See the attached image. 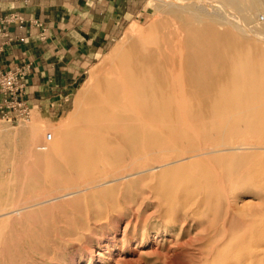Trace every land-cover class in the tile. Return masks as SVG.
<instances>
[{
    "label": "bare ground",
    "instance_id": "bare-ground-1",
    "mask_svg": "<svg viewBox=\"0 0 264 264\" xmlns=\"http://www.w3.org/2000/svg\"><path fill=\"white\" fill-rule=\"evenodd\" d=\"M242 2L171 0L167 9L195 14L193 20L215 33L221 25H229L236 31L233 34L264 36V29L249 27L248 6ZM160 37L154 23L127 32L101 64L100 74L93 76V83L78 97L67 132L48 153L36 155L33 146L40 131L35 134L30 128L28 154L43 166V180L54 173L58 176L55 184H67L60 195L66 199H56L57 205L75 204L79 210L89 205L92 222L80 224V239L117 222L113 214L123 211L119 198L125 196L121 187L125 180H155L145 189L158 202L152 216L156 234L162 228L178 230L175 238L186 233L181 246H195V264H264V100L229 108L233 113L223 123L209 121L207 108L192 106L191 122L185 121L187 116L176 111L174 98L181 94L185 103L192 104L187 99L188 84L176 80L177 65L184 70L186 59ZM228 55L225 60L240 58L234 52ZM6 131L0 128V135ZM49 135L51 142L52 132ZM238 185L251 186L260 203L238 206ZM50 200L55 201L42 202ZM127 211L137 216L139 207ZM129 222L121 247L138 236L137 221L131 237L127 236ZM147 229V224L141 228V243L148 241Z\"/></svg>",
    "mask_w": 264,
    "mask_h": 264
},
{
    "label": "rangeland",
    "instance_id": "rangeland-1",
    "mask_svg": "<svg viewBox=\"0 0 264 264\" xmlns=\"http://www.w3.org/2000/svg\"><path fill=\"white\" fill-rule=\"evenodd\" d=\"M170 1L148 0L149 11L145 17L137 25L129 27L120 40L113 41L104 54L97 57L86 77L68 91L67 101L59 113L37 112L31 114L28 119L16 121L0 119V128L7 130L0 135L2 142L0 147V188L2 189L0 190V264H195L193 250L195 246H181L187 239L186 233L175 238V235L179 233L178 230L162 228L156 234V231L152 229L153 225H157L156 218L152 216L157 213L158 202L145 188L154 185L155 180L135 183L125 180L121 186L125 196L119 198L123 211L118 215L113 214L118 218L117 222L113 221L109 226L96 229L95 234H87L84 236L85 239H80L77 235L81 233L80 224L84 220L89 221L90 224L92 222L93 213L89 205L86 203L87 209L82 210H79L75 204L57 205L56 199L59 201L66 199L60 195L66 192L67 184L56 183L59 185L56 186L53 181L58 176L54 173L48 176V181L43 180V166L35 163L34 157L28 154L31 129L33 128V133L40 131L37 132L38 134L35 133L37 138L35 144L33 143L35 145L33 154L48 153L73 123L70 115L74 112L78 97L93 83V76L100 74L101 64L113 48L120 41L125 40L130 30L141 31L153 23L158 28L160 38L174 46V49L182 53L186 59L184 70L180 71L177 65L176 80L177 82L185 81L188 84L187 99L192 104L185 103L181 94H176L174 98L176 111L185 118L187 116L185 121L191 122L190 116L194 114L192 106L207 108L209 121L223 123L222 121L227 122L233 113L229 108L258 105L264 100V39H262L264 36L258 37L251 34L250 37H245L241 34H233L236 31L229 25H221L219 32L215 33L213 29L205 27L200 21L193 20L191 15L195 17V14L167 9ZM182 1L191 3L193 0ZM249 2V0L242 2L246 7L248 6L245 13L249 12L253 16L251 17L248 13L249 27L255 25L256 29H264V0H252L251 5ZM232 52L240 58L225 60ZM228 130L231 132V128ZM51 132L52 141L48 143L45 141V134ZM128 162L129 160H125V163ZM235 176L234 174L233 177ZM227 186L231 185L226 184ZM63 189L65 191H62ZM53 190L55 192H51ZM141 191H143L142 194ZM237 194L238 206L260 203L258 196L254 195L249 185H238ZM50 198H54L55 201L42 202ZM132 200L133 203H131ZM36 203L40 205L27 207ZM131 206L139 207L137 216L136 213L133 216L131 211H127V208ZM14 209H19L17 211L22 214L16 215L17 211H14L12 213L14 216H2ZM128 221L130 222L127 226V236L131 237L132 227L136 221L138 236L130 239L126 246L121 247L120 239L123 237V230ZM144 224L148 226L147 243L140 242L141 228ZM190 224L191 222H188L187 227ZM114 226H116L115 229ZM195 231L197 228L192 233Z\"/></svg>",
    "mask_w": 264,
    "mask_h": 264
},
{
    "label": "crops",
    "instance_id": "crops-1",
    "mask_svg": "<svg viewBox=\"0 0 264 264\" xmlns=\"http://www.w3.org/2000/svg\"><path fill=\"white\" fill-rule=\"evenodd\" d=\"M148 11V0H0V17L22 19L8 29L12 42L0 54V69L29 64L31 114L59 113L97 57Z\"/></svg>",
    "mask_w": 264,
    "mask_h": 264
},
{
    "label": "built area",
    "instance_id": "built-area-1",
    "mask_svg": "<svg viewBox=\"0 0 264 264\" xmlns=\"http://www.w3.org/2000/svg\"><path fill=\"white\" fill-rule=\"evenodd\" d=\"M27 2L28 0H23ZM22 24V19L18 14L10 13L0 17V36L6 38L5 42L0 43V54L4 47L12 42L9 37L8 29L12 25ZM30 65L22 64L13 70L0 69V119L13 121L28 119L32 110L26 99L27 80ZM50 135L46 141L49 142ZM45 148V147H44Z\"/></svg>",
    "mask_w": 264,
    "mask_h": 264
}]
</instances>
